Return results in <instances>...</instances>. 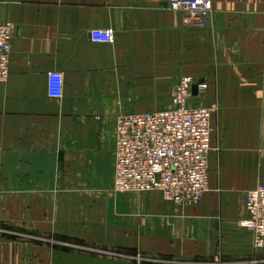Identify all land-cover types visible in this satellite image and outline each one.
Returning <instances> with one entry per match:
<instances>
[{"label":"crops","instance_id":"0c3cea01","mask_svg":"<svg viewBox=\"0 0 264 264\" xmlns=\"http://www.w3.org/2000/svg\"><path fill=\"white\" fill-rule=\"evenodd\" d=\"M212 3L200 28L170 0H0L14 25L0 82V264H264L241 226L247 192L264 183V0ZM95 28L115 42L92 41ZM50 72L64 75L60 97ZM183 74L208 84L204 106L216 97L204 199L116 191V118L171 106Z\"/></svg>","mask_w":264,"mask_h":264},{"label":"built area","instance_id":"2783aa9c","mask_svg":"<svg viewBox=\"0 0 264 264\" xmlns=\"http://www.w3.org/2000/svg\"><path fill=\"white\" fill-rule=\"evenodd\" d=\"M188 25L205 28L213 11L212 0H170ZM14 25L0 21V82L10 74ZM91 40L114 43L113 28H95ZM64 75L48 74L49 96L60 97ZM195 79L183 74L172 90L171 106L154 112L116 118L114 189L118 192L158 191L176 205L200 203L210 188L212 108L193 105ZM208 84H199L203 95ZM264 157V150L262 151ZM247 217L241 226L253 234L254 245L264 249V183L246 194Z\"/></svg>","mask_w":264,"mask_h":264},{"label":"rangeland","instance_id":"374dc122","mask_svg":"<svg viewBox=\"0 0 264 264\" xmlns=\"http://www.w3.org/2000/svg\"><path fill=\"white\" fill-rule=\"evenodd\" d=\"M208 89H209V86L205 90L204 94L202 95L204 97H202L201 100H197L195 105H198V104L199 105L200 104L205 105V103L207 102V96H208V93L207 92H208ZM211 104H212V107H213L212 108V112H213L212 119H216V97H215L213 103H211ZM213 133H214L213 134L214 135V152H215V155H216V128H213ZM219 150L221 152V149H219Z\"/></svg>","mask_w":264,"mask_h":264},{"label":"water","instance_id":"95a60500","mask_svg":"<svg viewBox=\"0 0 264 264\" xmlns=\"http://www.w3.org/2000/svg\"><path fill=\"white\" fill-rule=\"evenodd\" d=\"M203 83V80H196L194 85H193V90L192 93L193 95H198V91H199V84Z\"/></svg>","mask_w":264,"mask_h":264}]
</instances>
